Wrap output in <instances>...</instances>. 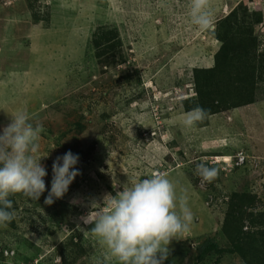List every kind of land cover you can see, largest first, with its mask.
Here are the masks:
<instances>
[{
  "label": "rangeland",
  "instance_id": "obj_1",
  "mask_svg": "<svg viewBox=\"0 0 264 264\" xmlns=\"http://www.w3.org/2000/svg\"><path fill=\"white\" fill-rule=\"evenodd\" d=\"M211 7L216 26L206 32L192 24L190 0H0V131L9 113L42 124L34 156L47 171L39 200L9 197L15 219L0 227V252L13 254L2 253L0 264H119L81 217L153 173L165 174L194 214L164 264H194L204 240L229 249L237 233L261 250L264 66L254 75L252 103L190 129L181 121L184 100L195 96L193 69L214 63L220 18L233 9L245 16L255 54L264 51V0H211ZM69 150L79 156V174L63 198L46 204L52 163ZM239 152L245 161L235 165ZM201 161L219 169L213 182L196 174ZM249 260L211 251L198 264Z\"/></svg>",
  "mask_w": 264,
  "mask_h": 264
},
{
  "label": "clouds",
  "instance_id": "obj_2",
  "mask_svg": "<svg viewBox=\"0 0 264 264\" xmlns=\"http://www.w3.org/2000/svg\"><path fill=\"white\" fill-rule=\"evenodd\" d=\"M190 18L201 31L215 30L211 0H190ZM9 114L10 122L0 131V227L15 219V213L10 211L11 195L20 193L39 200L46 190V168L41 158L34 156L39 150L43 125H34L24 113ZM206 117V110L197 106L187 112L181 125L190 129ZM78 160L79 156L69 150L53 161L46 204L68 192L79 174L75 167ZM196 174L202 182L211 183L218 177L219 169L201 161ZM103 204V208L93 204L81 220L94 225L91 233L119 264H164L172 241L183 238L194 222L187 196L177 197L175 185L163 173L150 174L117 191L115 196L106 195Z\"/></svg>",
  "mask_w": 264,
  "mask_h": 264
},
{
  "label": "trees",
  "instance_id": "obj_3",
  "mask_svg": "<svg viewBox=\"0 0 264 264\" xmlns=\"http://www.w3.org/2000/svg\"><path fill=\"white\" fill-rule=\"evenodd\" d=\"M253 14L254 22H261V16L257 12ZM246 19L245 16L238 18V14L233 9L218 20L217 38L220 45L214 54V63L211 67L193 69L195 96L184 100L185 111L199 106L205 109L209 116L225 108L227 110L254 101V84L256 83L254 75L260 67L259 64L264 66V51L255 54L259 46L258 40ZM220 27L223 29L222 32ZM110 40V35L103 32L100 43L102 41L107 43ZM240 210L243 212L242 208ZM251 236H253L252 232ZM257 247L255 242L246 241V237H241L238 233L235 236L234 245L229 249L221 248L211 238H207L198 247V256L194 264L202 261L211 251L237 252L243 257L251 254L249 264H264L262 257L264 242L261 250H257ZM252 249H254L253 253L250 252ZM1 260L3 259L0 256Z\"/></svg>",
  "mask_w": 264,
  "mask_h": 264
},
{
  "label": "built area",
  "instance_id": "obj_4",
  "mask_svg": "<svg viewBox=\"0 0 264 264\" xmlns=\"http://www.w3.org/2000/svg\"><path fill=\"white\" fill-rule=\"evenodd\" d=\"M244 161H245V156L241 153V152H239L236 156H235V160H234V164L235 165H239V164H242V163H244ZM4 254V256H7L8 254H13V252H12V250H4V251H2V252H0V255L1 254Z\"/></svg>",
  "mask_w": 264,
  "mask_h": 264
}]
</instances>
